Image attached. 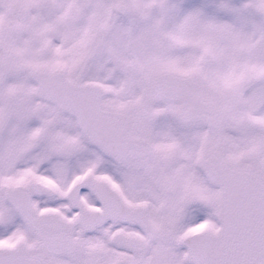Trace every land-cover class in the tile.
<instances>
[{"label": "snow or ice", "instance_id": "snow-or-ice-1", "mask_svg": "<svg viewBox=\"0 0 264 264\" xmlns=\"http://www.w3.org/2000/svg\"><path fill=\"white\" fill-rule=\"evenodd\" d=\"M0 264H264V0H0Z\"/></svg>", "mask_w": 264, "mask_h": 264}]
</instances>
